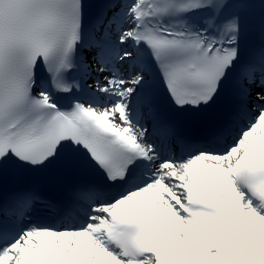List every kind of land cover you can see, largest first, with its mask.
Wrapping results in <instances>:
<instances>
[{
    "label": "snow or ice",
    "instance_id": "obj_1",
    "mask_svg": "<svg viewBox=\"0 0 264 264\" xmlns=\"http://www.w3.org/2000/svg\"><path fill=\"white\" fill-rule=\"evenodd\" d=\"M0 264H264V0H0Z\"/></svg>",
    "mask_w": 264,
    "mask_h": 264
}]
</instances>
